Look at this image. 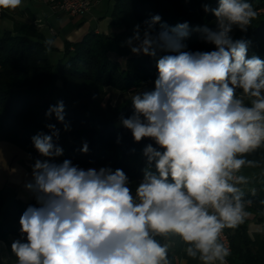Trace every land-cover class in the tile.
I'll list each match as a JSON object with an SVG mask.
<instances>
[{
    "label": "clouds",
    "instance_id": "9594fccd",
    "mask_svg": "<svg viewBox=\"0 0 264 264\" xmlns=\"http://www.w3.org/2000/svg\"><path fill=\"white\" fill-rule=\"evenodd\" d=\"M21 5L0 0L3 10ZM203 10L215 28L194 31L214 50H187L189 24L169 28L159 15L137 24L125 42L133 54L155 58L158 71L154 90L132 95V115L120 117L135 142L147 138L162 149L144 148L148 167L134 194L122 169L55 162L63 155L53 142L55 124L45 125L50 134L31 138L43 159H35L25 185L36 203L19 219L25 239L11 244L16 264H169L168 247L157 240L169 235L179 236L187 256L201 264H227L224 230L250 215L251 201L239 187L247 178L238 173L254 166L247 154L264 146V59L249 57L250 41L231 36L234 27L247 32L257 17L248 0H218ZM53 43L45 41L49 51ZM45 116L70 130L62 100ZM81 151H89L87 142Z\"/></svg>",
    "mask_w": 264,
    "mask_h": 264
},
{
    "label": "trees",
    "instance_id": "16d2710c",
    "mask_svg": "<svg viewBox=\"0 0 264 264\" xmlns=\"http://www.w3.org/2000/svg\"><path fill=\"white\" fill-rule=\"evenodd\" d=\"M257 17L242 32L234 27L233 39L250 41L248 56L255 54L264 59V0H248ZM218 6V0H112L109 25L120 28L114 32H96L90 29L80 40H64L62 55L55 61L49 57L43 33L32 20L14 19L12 28L0 30V140L10 142L30 154L35 150L31 138L38 132L50 134L47 123L59 129V138L53 142L63 148V155L56 158L71 160L80 167L109 165L113 170L122 169L129 180L140 182L148 167L144 148L152 144L147 138L137 143L130 130L120 124V117L132 115L133 107L125 100L113 105L107 98V87L126 91L150 85L145 91L154 90L158 76L156 59L135 55L126 45L133 36L137 24L153 16L161 17V24L169 28L178 23L189 24L190 35L184 40L187 50L211 51L214 45L203 40V34L194 31L198 26L215 28L214 16L205 13L203 5ZM160 25H157L159 28ZM55 46L52 44L51 49ZM163 53H159L162 55ZM122 58V59H121ZM242 89L236 90V95ZM62 100L65 104L64 125L45 113L49 106ZM89 151L82 153L83 143ZM254 162L250 168L264 174V146L247 154ZM248 167V166H245ZM155 171L154 164L151 166ZM244 199L251 201L247 211L258 221L264 218V180L257 191L244 192ZM35 200L23 202L0 187V239L6 240L20 233L19 219ZM248 217L237 229H226L230 238L229 264H264V229L250 234ZM165 239L172 241L168 260L185 258L187 264H199L198 259L187 256L186 245L177 235L157 237L163 245Z\"/></svg>",
    "mask_w": 264,
    "mask_h": 264
},
{
    "label": "crops",
    "instance_id": "0c3cea01",
    "mask_svg": "<svg viewBox=\"0 0 264 264\" xmlns=\"http://www.w3.org/2000/svg\"><path fill=\"white\" fill-rule=\"evenodd\" d=\"M93 1L92 7L86 13L71 15L64 11H53L49 6L48 0H22V5L17 9L3 10L5 14L3 13L0 17V25L2 28L10 29L14 19L32 20L35 24L36 21H39L40 25H37V27L43 33L45 40L54 42L55 48L49 51V55L54 52V56L58 59L62 55L64 40H80L90 29L106 33L120 30L118 27L109 25L110 16L108 15H110L112 2L108 4L109 0L104 5L103 0ZM240 96L242 94L238 95V97ZM6 149L11 152L6 156L5 154H0V187H3L11 196L23 202L33 201L34 196L25 185L32 182L31 172L33 164H31V161L39 158L40 155L27 153L10 142L0 140V151H6ZM55 162H57V159ZM101 167H109V165ZM101 167L81 168L99 170ZM238 175H243L247 178V183L239 185L243 192L257 191L260 183L264 180L263 173L250 167H243ZM129 181V187L134 194L139 182L135 180ZM251 217L252 213L249 215L248 231L253 234L260 230H258V224ZM17 239L22 240L21 237L14 234L8 235L6 240L0 239V264H16V257L11 250V244ZM163 245H167L169 251L173 244L171 240L165 239ZM169 264H187V260L178 258L176 261L169 260ZM199 264H201L200 261Z\"/></svg>",
    "mask_w": 264,
    "mask_h": 264
},
{
    "label": "built area",
    "instance_id": "2783aa9c",
    "mask_svg": "<svg viewBox=\"0 0 264 264\" xmlns=\"http://www.w3.org/2000/svg\"><path fill=\"white\" fill-rule=\"evenodd\" d=\"M93 2V0H48L49 6L53 11H64L71 15H80L86 13L92 7ZM36 24L40 25V22L36 21ZM142 180L143 178L140 179V182H142ZM251 218L258 224V230L262 231L264 229V218L261 221H258L253 214ZM222 239L223 242L229 248H231L229 233L226 231V229L224 230ZM227 264H229L228 257Z\"/></svg>",
    "mask_w": 264,
    "mask_h": 264
},
{
    "label": "rangeland",
    "instance_id": "374dc122",
    "mask_svg": "<svg viewBox=\"0 0 264 264\" xmlns=\"http://www.w3.org/2000/svg\"><path fill=\"white\" fill-rule=\"evenodd\" d=\"M104 1V5H106L108 3L109 0H103ZM112 1L110 0L108 4H110ZM109 6V5H108ZM3 9H0V17L1 15L3 14ZM5 14V13H4ZM110 16V15H108ZM2 29L1 25H0V30ZM119 31V30H118ZM114 32V31H112ZM55 53L53 52L52 55L50 54L49 57L50 59L52 60V62H55V60L57 59L55 56ZM122 59V58H121ZM151 84V83H150ZM149 84V85H150ZM149 85H145L141 88H137V89H134V90H126V91H121V90H117L115 88H112V87H107L106 90H107V94L105 95V97L102 99V103L104 104L106 99L108 98L110 100V102L113 104V105H117L119 104L120 102L122 101H129L130 104H131V98H132V95H134L135 93H138V92H142V91H145L147 89V87ZM245 100V103L247 105L250 106V101L245 97L244 98ZM132 105V104H131ZM11 151H9V149H6V151H0V154L4 155H8L10 154ZM1 156V155H0ZM37 159H43V158H37ZM35 160L31 161V164H34ZM58 163H62L61 161L57 160Z\"/></svg>",
    "mask_w": 264,
    "mask_h": 264
}]
</instances>
